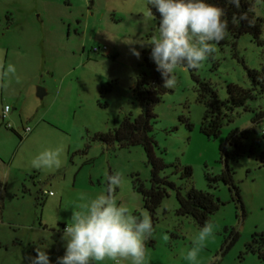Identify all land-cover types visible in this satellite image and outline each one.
Listing matches in <instances>:
<instances>
[{"label":"rangeland","instance_id":"rangeland-1","mask_svg":"<svg viewBox=\"0 0 264 264\" xmlns=\"http://www.w3.org/2000/svg\"><path fill=\"white\" fill-rule=\"evenodd\" d=\"M253 10L262 20V43L250 34L241 35L234 46L212 42L215 51L195 70L223 100L228 83L251 86L245 67L264 71V0H255ZM156 27L148 0H0V264H29L34 248L47 251L56 264L64 253L61 227L71 223L73 211H87L92 200L107 193L109 175L122 176L113 193L117 206L138 219L150 216L132 185L136 177L150 185L144 148L104 143L94 135L118 127L126 114H139L132 87L144 68L143 50L158 38ZM130 40L145 43L132 45L139 58L131 54ZM9 64L15 73L4 75ZM173 73L175 87L154 107L156 155L168 164L160 175L182 192L208 190L223 203L208 221L214 234L196 259L188 260L200 227L191 217L177 216L176 193L168 187L145 242L143 264H264L244 251L253 233L264 232V166L257 152L231 162L239 200L222 181L208 178L223 169L219 146L227 132L249 128L254 114L264 112V94L255 91L247 108L234 109L220 135L208 138L200 132L205 107L197 100L190 70L178 65ZM38 87L45 89L41 97ZM5 105L10 110L2 118ZM27 126L31 131L26 134ZM256 137L260 150L264 118L249 141ZM45 150L59 152V166L33 167ZM185 166L191 167L190 177L182 176ZM231 230L238 237L225 250Z\"/></svg>","mask_w":264,"mask_h":264},{"label":"trees","instance_id":"trees-1","mask_svg":"<svg viewBox=\"0 0 264 264\" xmlns=\"http://www.w3.org/2000/svg\"><path fill=\"white\" fill-rule=\"evenodd\" d=\"M206 2L222 8L225 12V16L222 19L228 22L227 34L224 39L219 41V43H213L219 46L231 43L234 46L236 40L243 34H250L255 42L262 43V20L256 17L254 13L253 5L255 0H240L239 8H236L229 0H206ZM150 7L151 5H149ZM152 12L158 27L159 13L154 7ZM242 13H247L248 19L234 22L233 17H239ZM153 34L154 32H150L149 36ZM157 34L159 37L158 31ZM150 52L151 46L148 45L143 50L144 68L138 73L132 87L133 95L140 107L139 114L136 116L131 114L124 115L118 127L108 132L95 133L94 137L108 144L117 142L121 146L141 145L144 148L148 163L151 165L150 185L146 187L138 177L133 179L132 185L133 189L141 194L143 206L149 212L152 224L155 220L156 209L160 206L164 197L168 195L167 188L169 187L175 190L176 193L178 202L177 216L191 217L195 224L201 228L206 221H209L211 214L218 210L223 202L208 190L190 187L185 192H182L181 187L175 185L166 176L160 175L168 164L156 155L157 143L152 134L153 124L156 121L154 107L161 101L162 95L169 91V88L162 86L161 75L156 70L154 62L150 59ZM245 69L251 86L246 88L235 83H228L226 85L227 98L224 100L219 98L215 87L209 81L200 78L196 74V68L189 69L196 85L197 100L205 107V112L200 122V132L206 137L217 138L223 125L231 120L232 111L239 107L247 108V102L255 91L264 94V71L249 67H245ZM263 118L264 112L258 111L254 114L252 125L249 128H233L227 132L224 143L219 146V161L223 164V169L220 174L208 177L210 183L218 180L222 181L235 194L238 200L239 187L234 182V170L231 162L245 154L251 156L257 152L256 159L260 165L264 166V147L257 150L260 145V138L256 137L249 141V133L257 132ZM181 119L191 128L187 117L181 116ZM191 173V167L185 166L182 176L190 177ZM237 237L238 233L231 230L228 237L224 240V249L229 248ZM150 244L153 245L152 240H150ZM244 251L257 255L264 262V232L253 233L251 238L245 243Z\"/></svg>","mask_w":264,"mask_h":264},{"label":"clouds","instance_id":"clouds-1","mask_svg":"<svg viewBox=\"0 0 264 264\" xmlns=\"http://www.w3.org/2000/svg\"><path fill=\"white\" fill-rule=\"evenodd\" d=\"M236 8L240 0H229ZM149 13L154 7L160 19L157 27L159 37H154L150 59L160 73L163 87H175L177 80L173 70L178 65L189 69L200 67L214 51L212 42L219 43L227 34L228 22L222 19V8L206 0H148ZM251 10V9H250ZM247 13L233 17L234 22L247 20ZM136 58L140 52L132 45L145 43L130 40L126 43ZM15 73V67L8 65L4 75ZM59 152L45 150L32 163L33 167L59 166ZM122 183L120 173L107 177V193L99 195L87 205V211H73L71 223L63 228L61 239L64 253L56 258V264H91L105 258L117 261L131 259L132 264H143L145 242L152 235L153 226L149 215L138 219L128 208L117 206L114 190ZM214 225L205 222L200 228L194 246L187 252L186 259L195 260L203 242L212 236ZM35 255L29 257V264H51L47 251L34 248Z\"/></svg>","mask_w":264,"mask_h":264},{"label":"built area","instance_id":"built-area-1","mask_svg":"<svg viewBox=\"0 0 264 264\" xmlns=\"http://www.w3.org/2000/svg\"><path fill=\"white\" fill-rule=\"evenodd\" d=\"M102 49H104V48H102ZM92 50L97 52V51H99V48L98 47H93ZM9 110H10L9 106L5 105L3 107V109H2L1 117L5 118L7 116V114H8V112H9ZM7 127H11V126L8 124ZM24 131L27 134V133H29L31 131V128L27 126V127L24 128ZM43 194H49L50 195V194H52V192L51 191H43ZM64 227L65 226H63V228Z\"/></svg>","mask_w":264,"mask_h":264},{"label":"crops","instance_id":"crops-1","mask_svg":"<svg viewBox=\"0 0 264 264\" xmlns=\"http://www.w3.org/2000/svg\"><path fill=\"white\" fill-rule=\"evenodd\" d=\"M61 231L63 232V226L61 227ZM146 251V250H145ZM146 253V252H145ZM50 255V254H48ZM104 263V262H103ZM108 264H117L116 261H110ZM119 264H132V261L131 259H128V260H124V259H120L119 260Z\"/></svg>","mask_w":264,"mask_h":264},{"label":"water","instance_id":"water-1","mask_svg":"<svg viewBox=\"0 0 264 264\" xmlns=\"http://www.w3.org/2000/svg\"><path fill=\"white\" fill-rule=\"evenodd\" d=\"M44 93H45V89L44 88H41V87H38V89H37V95L41 97V96L44 95Z\"/></svg>","mask_w":264,"mask_h":264}]
</instances>
